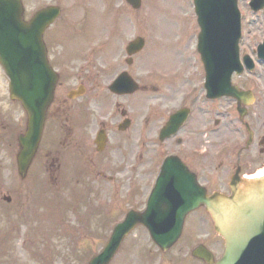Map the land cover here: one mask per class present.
I'll return each mask as SVG.
<instances>
[{
    "label": "rangeland",
    "instance_id": "374dc122",
    "mask_svg": "<svg viewBox=\"0 0 264 264\" xmlns=\"http://www.w3.org/2000/svg\"><path fill=\"white\" fill-rule=\"evenodd\" d=\"M249 2L250 0H241L240 2L241 11L244 12L243 31L245 34L241 52L250 55L256 62L253 73L245 72L243 74L249 76L245 81L246 86L250 85L254 89L257 88L254 87L257 85L261 88L259 78L260 74L264 73V64L257 62V47L264 38V14L262 11L253 12ZM24 4L28 17L48 4H57L62 8V17L51 28L55 32L57 26L61 25L55 33L63 44L57 39L55 41V38L47 40L51 59L57 67L63 70L66 84H75L77 79L73 77L72 72L83 66L88 58H94V56H99L102 59L107 58L103 64L106 67L109 65V68L117 69L120 65L126 66L128 56L126 46L137 36L145 37L146 45L143 51L135 55L134 65L130 66V69L139 72L137 76L143 82H147V78L141 74L148 70L151 71L155 67H161L167 72L176 69L181 72L179 78L174 79L173 82H162L158 81L157 78L148 80L149 82L157 81L155 84L161 95L173 89L171 92L177 99L173 101L174 105L178 104V99L184 94V91L192 84H199V80L203 79L201 77V74H204L203 64L195 47L194 35L197 34L199 27L194 13L193 0H142L140 9L133 8L126 0H24ZM97 12L103 16L102 25L98 24L100 21H98ZM64 18L66 20H62ZM50 33L51 30L48 31V35ZM177 37L182 38V44L175 42ZM87 38L92 41L88 42ZM95 50L97 54H95ZM137 59H140L139 65L141 68L145 67L144 69L137 67ZM67 67L69 70H66ZM188 73L195 75L193 82L187 80L186 75ZM117 74H114L112 78ZM238 80L239 76L234 75L233 82L236 83ZM8 84L7 75L0 65V235H2L0 250L5 248L6 243L15 245L13 247L15 251L10 248L0 252V264H88L92 255L98 253L106 244L112 229V221L123 215L125 207L121 213H116V216L114 214L108 220L104 231H101L100 226L95 224L96 219L99 218L94 213L95 211L83 215L85 223L93 228L95 226L98 234L80 232V227L74 225L77 224L74 223L75 218L68 219L69 222H65L72 226L70 228L73 230L67 229V232L72 236L63 231L59 232L60 237L56 236L53 237L52 241H44V243H48L51 252H48L44 246H40V250L36 251L33 246L37 248L39 247L38 244H30V241L21 240L19 233L23 232L25 228L31 234L33 230L29 228H33L35 225L23 226L20 224L18 227L13 223L14 221L18 222L14 217L21 214L25 215L26 210L28 223L37 218V227L41 233H46L47 224L49 223V229L53 230L56 222L55 217L57 216L55 211L53 213V203L56 200H62V204H71V201L70 208L79 204L78 210L81 213H85L88 206L96 209L101 208L100 213H103L104 210L110 213L121 198L120 195L124 196L123 204L128 198L124 188L110 203L107 196L109 190L122 184L123 177L118 176L116 182H106L107 185L108 183L111 185L104 187L103 195L98 190V184H94L93 191L84 204L81 202L75 204V201L72 200L71 197L78 195L79 186L75 185L67 176L61 180L64 188L60 187L55 177L30 175L22 181L17 171V151L12 152V146L8 141L16 139L18 130H15L17 123L14 120L18 114L17 111H19L17 106L11 103ZM161 95H157V99H161L159 102L160 110L167 109L169 105L164 103L163 98L165 96ZM150 97V94L141 96L138 110ZM229 103L231 101L227 98L218 102L221 120L227 117L223 114V110ZM9 119L13 121L14 128L12 131L15 130L13 135L9 129ZM225 127L221 128L216 135L215 141H219L218 144H211L208 137L204 136V143L201 146L208 150L207 158L210 159H204L207 170L202 172L200 176L212 191L218 189L229 192L230 164L233 160L229 159L228 154L220 158L212 157L214 151L227 142L229 130L228 126ZM158 131L159 127L155 133L158 134ZM187 139L190 144L198 143L201 141V132H197ZM261 166L262 164H257L251 170L248 168L246 175L257 173ZM19 185L25 186L22 196L17 193L14 194L19 206L13 209L5 208L2 204L3 195L7 193L9 188ZM147 185L148 182L143 192L146 191ZM55 190L62 192L57 196L54 193ZM65 222H62V225ZM9 223H11V228ZM7 232L15 234L12 240H8L10 234L8 235ZM200 243H204L212 249L216 258H219L224 252V240L215 232L213 221L204 210H199L189 216L181 239L171 250L161 251L150 238L146 228L139 227L125 239L111 264H206L191 256L192 249ZM31 247L33 248L31 249ZM52 249L58 251L57 255L52 256ZM7 252L10 253L9 256H5ZM35 257L41 260L35 261Z\"/></svg>",
    "mask_w": 264,
    "mask_h": 264
},
{
    "label": "flooded vegetation",
    "instance_id": "af4514ba",
    "mask_svg": "<svg viewBox=\"0 0 264 264\" xmlns=\"http://www.w3.org/2000/svg\"><path fill=\"white\" fill-rule=\"evenodd\" d=\"M100 59L99 56L88 58L83 66L75 69L74 74L79 76V81L71 87L63 80L59 70L55 97L47 110L43 136L29 174L69 177L79 186L78 195L71 198L79 201H85L91 195L94 184H98V190L103 195L104 187L111 185L106 182H116L120 176L123 177L122 184L115 185L116 188L107 192L109 203L124 188L128 205L142 209L145 196L165 158L177 154L198 178L201 177V173L207 170L204 159H210L207 158L209 153L202 156L197 152L204 143L203 138L206 136L211 144H218L216 135L225 126H228L229 137L224 144L228 147L222 155L228 154L229 159L233 160L230 177L236 172L244 176L248 168L251 170L257 164H264V73L259 78L261 88L257 85L254 89L250 85L246 86L245 81L249 76H239L234 84L243 90H251L255 101L250 105L239 106L236 99L229 97L231 103L223 113L227 117L221 120L219 99L211 100L205 96L203 74L199 84H192L179 97L178 104L174 105L173 101L177 99L171 92L173 89L161 95L155 84L157 81L142 82L137 76L139 72L130 69L134 65V57L126 59V66L120 65L110 73L103 64L107 58L99 62ZM259 64H264V61ZM137 67L145 68L140 67L138 59ZM125 71L138 82L139 87L125 93L111 91L109 83L116 77L112 79V76ZM186 77L189 82H193L195 75L188 73ZM174 79L167 82H173ZM79 85L85 87V93L70 97L69 91ZM146 94L151 97L138 110L141 96ZM157 95L165 96L163 100L169 105L167 109L160 110L161 99H157ZM180 109H188V117L175 133L163 139V127L173 113ZM14 121L17 123L15 130H18L16 139L8 140L12 152L18 151V136L26 132L27 115L20 111ZM158 127L157 134L155 131ZM13 128V121L10 120L9 129L12 131ZM197 132H201V141L190 144L187 138ZM147 182L146 191L143 192ZM17 187L8 189L10 200L6 201L5 208L18 207L14 194L20 195L21 191ZM120 196L110 213L106 210L100 213L101 208L87 207L88 212L95 211L98 215L95 224L100 226L101 231L105 230V225L112 218L109 215L116 216L124 209V196Z\"/></svg>",
    "mask_w": 264,
    "mask_h": 264
},
{
    "label": "water",
    "instance_id": "95a60500",
    "mask_svg": "<svg viewBox=\"0 0 264 264\" xmlns=\"http://www.w3.org/2000/svg\"><path fill=\"white\" fill-rule=\"evenodd\" d=\"M128 1L136 8L141 4V0ZM252 3L255 10L264 7V0H252ZM195 5L202 27L199 49L206 64L207 87L210 92L217 90L216 96L228 95L232 88L231 74L240 67L237 0H195ZM22 8L21 0H0V61L11 76V90L15 94L12 97L21 99L29 114V132L21 140L18 155L19 171L24 176L41 137L55 84L48 71L42 31L58 11L53 8L52 16L44 18L41 26L34 23L31 32L23 30ZM143 42L141 38L133 41L130 53L141 49ZM176 165L171 158L165 162L148 208L142 213H129L115 228L104 251L90 264H109L124 237L140 222L149 228L162 249L168 250L181 236L187 214L200 206H205L211 214L226 248L218 261L202 245L193 250L195 257L209 264H264V177L239 178L231 184L230 195L219 192L209 195L185 165Z\"/></svg>",
    "mask_w": 264,
    "mask_h": 264
},
{
    "label": "bare ground",
    "instance_id": "6f19581e",
    "mask_svg": "<svg viewBox=\"0 0 264 264\" xmlns=\"http://www.w3.org/2000/svg\"><path fill=\"white\" fill-rule=\"evenodd\" d=\"M262 173H263V172H259V173H257V176H258V175H261Z\"/></svg>",
    "mask_w": 264,
    "mask_h": 264
}]
</instances>
